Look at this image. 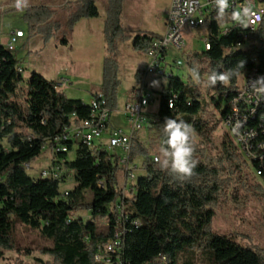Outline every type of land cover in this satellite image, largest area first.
Returning a JSON list of instances; mask_svg holds the SVG:
<instances>
[{"label":"trees","instance_id":"16d2710c","mask_svg":"<svg viewBox=\"0 0 264 264\" xmlns=\"http://www.w3.org/2000/svg\"><path fill=\"white\" fill-rule=\"evenodd\" d=\"M124 1L108 0L105 7L106 56L98 92L111 112L117 108L120 85L117 41L123 33L120 18ZM98 17L95 0H77L75 9L67 17L65 32H71L82 19ZM53 18L54 12L49 7L24 9L22 20L27 25L29 38L38 34L47 38L51 29H60ZM204 27L209 49L202 48L201 53L187 56L188 68L199 66L202 82L210 70L222 72L235 68L239 62L243 63L242 73L249 71L253 57L263 53L256 45L246 50L236 49L238 37L221 35L215 20ZM159 36L137 32L134 37L127 36V40L133 52L146 55L151 39ZM60 43L65 45L67 41L64 38ZM19 70V62L12 52L0 48V260L3 252L14 250L12 228L17 220L51 241V247L43 248L41 253L51 257L54 264H97L94 256L98 247L111 241L122 229L115 206L120 198L115 181L117 158L108 159L102 145L90 148L81 143L76 146L66 143L69 152L75 148V157L67 161L69 152L55 156L62 172L59 179H29L24 165L37 159L46 146L51 148L53 140L61 137L66 129L87 119L89 107L79 100L64 98L57 92L55 83L36 73L30 75L23 89ZM140 74L137 71L134 75L136 84ZM238 78H232L227 84L218 81L209 87L220 94L217 100H210L214 114L207 112L208 104L196 83L171 77L159 92L158 109L150 128L156 130L154 139L162 142L160 125L165 118L183 119L194 129L191 140L197 165L190 177L182 178L162 170L151 159L145 161L144 176L137 179L129 196L123 198L128 219L123 264H176L178 254L196 250H202L206 264H264L261 249L244 247L232 236L211 230L216 207L227 200L233 183L246 179L228 137L222 139L216 156L207 154L208 149H214L212 134L225 115V110L220 111L221 102L224 108L227 103L224 94L236 89ZM21 129L25 132H20ZM134 144L139 147L132 140V154L135 151L145 154L139 148L133 151ZM71 174L75 186L64 196L59 186ZM100 181L104 183L103 188L98 186ZM78 212L106 218L105 229L98 230L92 220L75 218ZM135 221L139 226L133 225Z\"/></svg>","mask_w":264,"mask_h":264},{"label":"rangeland","instance_id":"374dc122","mask_svg":"<svg viewBox=\"0 0 264 264\" xmlns=\"http://www.w3.org/2000/svg\"><path fill=\"white\" fill-rule=\"evenodd\" d=\"M77 0H28V7L44 6L49 7L54 12L53 22L60 25V29H51L47 38L42 35H34L32 40V55L28 59V47L21 48V57L16 60L22 64L24 71L21 74L26 88V83L32 73L39 74L45 80L55 83L56 90L68 100H79L87 105L92 94L100 88L103 72V61L106 56L105 43L103 38L104 22L106 18L105 7L108 0H95V6L99 17L90 20L85 19V26L77 30L75 37L70 39V32H65V23L68 15L75 9ZM170 0H125L122 6L120 18L123 33L117 41L120 85L117 89V108L111 112L110 123L113 128H120L128 132L127 118L124 113V106L132 100V88L136 86L134 75L137 71H142L147 64V56L133 52L130 49V42L127 36L134 37L137 32L161 33L163 30V19L169 6ZM15 0H0V43L3 44L11 30L22 29L28 36L27 25L22 20L23 11H17ZM167 15V14H166ZM206 36L204 28L196 29L185 33L186 47L183 52H168L167 61L180 60L182 66L178 69L171 68L174 78H179L182 82L190 81L194 83L188 73L187 56L201 53L203 39ZM66 39L69 43L62 45L60 41ZM122 39V40H121ZM44 46V47H43ZM244 48V47H242ZM15 51V49H14ZM21 62V63H20ZM206 81V78L204 79ZM204 81L196 84L199 91L204 96V101L208 104L206 110L214 114V107L211 98L217 100L219 93L206 87ZM238 82L240 80L238 79ZM238 83V84H239ZM156 93L160 89L156 87ZM158 101H154L144 109L145 115L154 116L157 113ZM224 110V103L221 102L220 111ZM112 120V121H111ZM20 132H25L22 129ZM156 130H140L133 137L138 142L139 147L133 145V151L141 149L142 152L130 151V165L136 169L131 171L134 179H128L127 189L135 185L138 178L144 176L143 164L147 159L159 155L160 142L155 135ZM227 137V131L218 123L212 134L213 148L207 150V154L216 156L217 149L222 141ZM102 141L106 142V135ZM117 156H122L120 150L115 151ZM237 159L243 167V175L246 179L240 183H233L227 200L220 203L215 209V215L211 223V230L217 234L232 236L238 243L245 246L256 247L264 251V184L263 181L253 175L251 168H246L235 150ZM67 159L72 161L75 157V148L68 154ZM51 151L49 147L42 149L37 159L32 161L30 168H25V174L29 179H34L37 172L50 165ZM246 174H248L246 176ZM129 178V177H127ZM126 179L124 167L118 160L116 161L115 181L117 190L120 191ZM75 186L73 175L60 184L59 191L72 190ZM257 187H260L258 189ZM129 192H125V197ZM89 199V195H87ZM119 200V198H118ZM84 221L92 220L103 231L107 224L106 218L93 217L87 212H78L74 215ZM12 240L13 251L3 252L0 264H54L53 259L41 253L43 248L51 247L50 240L43 238L36 230L19 223L13 222ZM202 251V250H201ZM199 250L187 251L178 254L176 264L193 262L194 264H206L205 256ZM264 255V252H263Z\"/></svg>","mask_w":264,"mask_h":264},{"label":"built area","instance_id":"2783aa9c","mask_svg":"<svg viewBox=\"0 0 264 264\" xmlns=\"http://www.w3.org/2000/svg\"><path fill=\"white\" fill-rule=\"evenodd\" d=\"M243 6L249 7L252 12L246 26L233 22L227 15L222 20L217 19L211 0H170L164 20V32L158 38L151 39L146 52L147 64L141 71L140 79L132 91V100L124 106L128 132L110 126L111 111L106 106L103 95L97 92L87 104L89 107L88 118L78 125L66 129L61 137H56L53 140L54 145L50 148V165L38 171L34 180L54 181L59 179L62 172L55 156L69 152L66 143H71L72 146L81 143L90 148L102 145L109 155L108 159L111 160V156H115L118 163L125 169L126 179L120 190V198L115 205L122 229L115 234L111 241L98 247L94 256L95 263L123 264L121 257L126 234L125 225L128 220L123 198H125L126 191H131V188L127 189L126 185L128 179H134L131 171L136 169L130 165L133 137L140 130H150L155 118L145 115L144 109L159 100V93H156L155 89L156 87L160 91L165 89L169 78L173 77L171 68L178 69L182 66L180 60L169 63L167 61L168 52L170 50L185 51V33L199 28L205 29V24L211 20H215L219 25L221 35L234 34L238 37L236 49L246 50L251 45H256L263 51L258 57H253V67L251 70L243 72L244 78H238L241 83H237L236 89L224 94L227 103L224 108L225 115L222 125L241 160L247 168L252 169L255 177L264 181V100L257 101L256 97L250 95L247 90L248 82L257 76L264 75V0H229L228 12L239 11ZM257 15H259L258 20L256 19ZM205 32L202 48L208 50L206 29ZM21 37H23L22 31L9 34L6 44L0 43V48L13 52ZM237 120L242 121L239 131L243 139L231 132V127ZM103 135H106V142L102 141ZM62 142L65 143L62 144ZM116 150H120L123 155L118 157ZM155 158H152V162L157 163ZM24 168H30V165H24ZM98 186L103 188V181H100ZM63 195H67V190L63 192ZM133 225L137 227L139 223L135 221ZM162 260L164 259L162 258Z\"/></svg>","mask_w":264,"mask_h":264},{"label":"clouds","instance_id":"9594fccd","mask_svg":"<svg viewBox=\"0 0 264 264\" xmlns=\"http://www.w3.org/2000/svg\"><path fill=\"white\" fill-rule=\"evenodd\" d=\"M216 11V18L223 19L226 15L235 23L246 26V22L252 15L251 9L243 6L239 11L228 12L229 0H211ZM15 8L17 11H23L28 7V0H15ZM259 19V15L256 16ZM243 63L239 62L235 68H228L222 72L215 69L209 71L204 84L206 87H214L216 83L222 82L227 84L234 77H242L241 71ZM191 79L196 84H201V73L199 66L188 68ZM247 90L250 95H254L257 101L264 100V75L257 76L254 80L247 83ZM242 121L237 120L231 127V132L243 139L240 134ZM163 134L162 142L159 148V155L155 158L156 162L162 170H168L177 177L187 178L193 174V170L197 165V161L193 159L192 136L194 129L191 124L183 119L165 118L160 125Z\"/></svg>","mask_w":264,"mask_h":264},{"label":"crops","instance_id":"0c3cea01","mask_svg":"<svg viewBox=\"0 0 264 264\" xmlns=\"http://www.w3.org/2000/svg\"><path fill=\"white\" fill-rule=\"evenodd\" d=\"M168 9H169V6H168V8H167V11H166V14H167V12H168ZM166 14H165V16H164V19H163V30H162V32L161 33H156V34H158V35H162L163 34V32H164V20H165V17H166ZM94 19H96V18H93V19H90V20H94ZM85 19H82V20H80L79 22H77L75 25H74V27H73V29H72V31L70 32V34H69V36H70V39L72 38H74L75 37V35L77 34V30L79 29V28H81V26H85L86 24H85V21H84ZM15 31H22L23 32V37H21V38H19L18 39V41H17V45H16V47H15V51H13L12 52V54H13V56L15 57V59H17V58H19L20 59V55H21V48H23V47H28V51H27V58L29 59L30 57H31V55H32V40H33V38H31V39H26V34H25V32L22 30V29H20V28H18V29H15V30H11L9 33H8V35H7V37H6V40H5V42L2 44V45H5L6 44V42H7V40H8V36H9V34H11V33H13V32H15ZM69 42L67 41V44H68ZM44 47V46H43ZM20 56V57H19ZM21 63V62H20ZM19 68H20V72H21V74L23 73V71H24V67H23V65L22 64H20L19 65ZM99 91V89L96 91V93ZM95 94V93H94ZM93 97V94H92V96H91V98ZM91 98L89 99V101L91 100ZM112 121V120H111ZM110 126H111V123H110ZM66 160L67 161H69L68 159H67V157H66ZM133 167H135V166H133ZM136 168V167H135Z\"/></svg>","mask_w":264,"mask_h":264}]
</instances>
